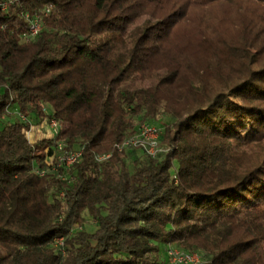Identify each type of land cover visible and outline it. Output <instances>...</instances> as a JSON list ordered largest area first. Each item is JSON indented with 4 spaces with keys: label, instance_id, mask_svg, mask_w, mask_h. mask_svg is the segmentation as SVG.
I'll return each instance as SVG.
<instances>
[{
    "label": "trees",
    "instance_id": "1",
    "mask_svg": "<svg viewBox=\"0 0 264 264\" xmlns=\"http://www.w3.org/2000/svg\"><path fill=\"white\" fill-rule=\"evenodd\" d=\"M1 1L0 264H264V0ZM142 119L156 158L115 149Z\"/></svg>",
    "mask_w": 264,
    "mask_h": 264
},
{
    "label": "built area",
    "instance_id": "2",
    "mask_svg": "<svg viewBox=\"0 0 264 264\" xmlns=\"http://www.w3.org/2000/svg\"><path fill=\"white\" fill-rule=\"evenodd\" d=\"M0 5L4 8L7 7L5 3L0 0ZM42 15H38L31 18L29 15H25V20L29 23L27 40L36 37L42 29L43 15L46 16L50 13V9H46ZM49 130L56 135L60 131V124L56 119H51L48 121ZM32 129H30L31 131ZM29 131V132H30ZM27 132V136L28 133ZM161 135L162 130L150 123L143 122L139 128L138 132L128 138H126L122 143L116 145L115 149L118 152H123L132 149H142L144 153L151 158H156L162 152L164 148L161 146ZM53 137V138H54ZM65 145L61 144L60 148ZM83 150H70L64 151L57 157L59 166L69 167L75 163H78L82 157ZM112 157L111 153L98 154L96 159L98 162H105ZM43 174V173H40ZM61 177V175H59ZM81 226L75 227V230H81ZM57 246L62 254H65L63 248V239H57ZM164 264H206L201 253L198 252H188L174 244H168L166 246V260Z\"/></svg>",
    "mask_w": 264,
    "mask_h": 264
},
{
    "label": "rangeland",
    "instance_id": "3",
    "mask_svg": "<svg viewBox=\"0 0 264 264\" xmlns=\"http://www.w3.org/2000/svg\"><path fill=\"white\" fill-rule=\"evenodd\" d=\"M250 49H252L253 51H257L258 50V47L254 46V45H251L250 46ZM162 75L164 74L163 72L161 73ZM159 81V77L158 76H155L151 81L147 82L146 84L150 85V84H155ZM13 117H11L10 119H2L4 120V122H13V121H16L18 119H21V116L18 115L17 113L16 114H12ZM162 119L159 121V122H153L156 126L160 127V128H163L165 125L167 124H171L174 120L171 118V117H167V116H162L161 117ZM3 121L0 120V128L5 124ZM143 122H148L147 119H142L138 125L140 126ZM39 132L42 134L44 133V136H55L54 133H52L50 130H49V125H48V121H46V131L43 130V129H40ZM31 133H32V130L28 133V139L31 141L32 138H31ZM133 150V149H132ZM140 155L139 153L135 154L134 156L129 154V156L127 157V160H126V163H127V166L129 168V170L133 171L134 170V160L136 158H138ZM84 218H85V224L83 225L84 229H87L88 231H94L95 229V221L90 217L88 216L87 214L84 215Z\"/></svg>",
    "mask_w": 264,
    "mask_h": 264
},
{
    "label": "crops",
    "instance_id": "4",
    "mask_svg": "<svg viewBox=\"0 0 264 264\" xmlns=\"http://www.w3.org/2000/svg\"><path fill=\"white\" fill-rule=\"evenodd\" d=\"M32 133H31V138L32 140L30 142L32 143H36L37 141L39 140H42L44 138H53L54 136H44V133H40L39 130L40 129H43L46 131V121H43L42 123L40 124H34L32 127Z\"/></svg>",
    "mask_w": 264,
    "mask_h": 264
}]
</instances>
